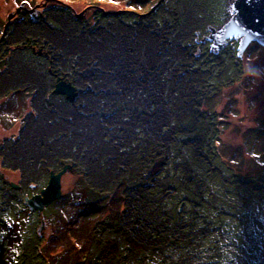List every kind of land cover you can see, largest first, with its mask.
Returning a JSON list of instances; mask_svg holds the SVG:
<instances>
[{
  "label": "rangeland",
  "instance_id": "rangeland-1",
  "mask_svg": "<svg viewBox=\"0 0 264 264\" xmlns=\"http://www.w3.org/2000/svg\"><path fill=\"white\" fill-rule=\"evenodd\" d=\"M157 1L0 0V264H264V46L210 51L232 0ZM124 179L116 218L85 204Z\"/></svg>",
  "mask_w": 264,
  "mask_h": 264
},
{
  "label": "water",
  "instance_id": "water-1",
  "mask_svg": "<svg viewBox=\"0 0 264 264\" xmlns=\"http://www.w3.org/2000/svg\"><path fill=\"white\" fill-rule=\"evenodd\" d=\"M164 0H158L151 8L155 11L158 4ZM231 16L222 26H208V35L205 39L210 43V51L219 52L230 41L238 40L237 55L241 56L243 50L250 42H257L264 46V0H232L230 5ZM80 18L81 14H75ZM8 19H10L8 17ZM56 93L65 95L69 100L76 96V88L70 82L57 77L54 87ZM69 164H64L58 172L51 171L46 186L38 193L25 197L24 201L29 209L38 212L55 201L61 195V176L70 169ZM11 187L17 188L18 184L11 182Z\"/></svg>",
  "mask_w": 264,
  "mask_h": 264
},
{
  "label": "trees",
  "instance_id": "trees-1",
  "mask_svg": "<svg viewBox=\"0 0 264 264\" xmlns=\"http://www.w3.org/2000/svg\"><path fill=\"white\" fill-rule=\"evenodd\" d=\"M19 46L24 47V45H19ZM19 46L14 45L11 47V49ZM161 164H163V161L161 159L154 158L152 162L148 165V172L152 175L157 174L161 170ZM9 187L10 189H13V187H11L10 185ZM127 188H128V183L124 179L123 181H119L112 189V191L105 192V194H100L94 189H90L89 195L85 199V204L89 206V208L91 209L98 207L97 210L100 212V214H102L103 210L105 209V212H108L111 217L116 218L128 208L127 206L128 195L126 191ZM123 232L129 239V241L137 248L142 249L147 247L146 245L139 243L134 238L130 237L127 229H123ZM116 247H117L116 240L111 239L109 252L112 253L116 249ZM107 255H109V253H107ZM112 258H108V260H105V263L111 264ZM77 262H79L77 264H93L92 261H90V259L87 260L86 258H83Z\"/></svg>",
  "mask_w": 264,
  "mask_h": 264
},
{
  "label": "flooded vegetation",
  "instance_id": "flooded-vegetation-1",
  "mask_svg": "<svg viewBox=\"0 0 264 264\" xmlns=\"http://www.w3.org/2000/svg\"><path fill=\"white\" fill-rule=\"evenodd\" d=\"M228 13L230 14V11H229ZM29 47H30L31 49L35 50L34 46L30 45ZM37 52H40V51L38 50ZM43 53H44V54H47V52H46L45 50L43 51ZM57 77H60L61 79H64V78H62L60 75H56V76H55L54 84H53V89H52L53 91H54L55 84H56V82H57ZM64 80H66V79H64ZM66 81H69V80H66ZM71 83H72V82H71ZM72 84H73V83H72ZM73 85H74V84H73ZM74 86H75V85H74ZM75 88H76V95H77V93H78V89H77L76 86H75ZM54 92H55V91H54ZM64 164H69V163H64ZM64 164H63V165H64ZM63 165H62V166H63ZM61 169H62V167H61ZM61 169H59V170H61ZM59 170H58V171H59ZM58 171H57V172H58ZM55 173H56V172H55ZM48 178H49V177H48ZM32 185H33V184H31V183L29 184L30 187H31ZM18 186H19V185H18ZM45 186H46V185H45ZM17 188H18V187H17ZM31 188H32V187H31ZM42 188H43V187H42ZM40 189H41V188H40ZM40 189L38 190V192L40 191ZM38 192H34V191H33V192H31V194H30L29 196H24V198H25V197H30L32 194H35V193H38Z\"/></svg>",
  "mask_w": 264,
  "mask_h": 264
},
{
  "label": "snow or ice",
  "instance_id": "snow-or-ice-1",
  "mask_svg": "<svg viewBox=\"0 0 264 264\" xmlns=\"http://www.w3.org/2000/svg\"><path fill=\"white\" fill-rule=\"evenodd\" d=\"M25 2H27V0H25Z\"/></svg>",
  "mask_w": 264,
  "mask_h": 264
}]
</instances>
